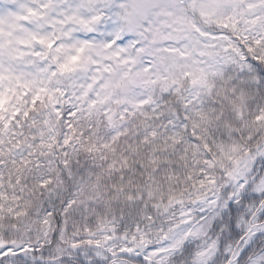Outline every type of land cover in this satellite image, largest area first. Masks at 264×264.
<instances>
[{
  "label": "snow or ice",
  "instance_id": "6c2138e0",
  "mask_svg": "<svg viewBox=\"0 0 264 264\" xmlns=\"http://www.w3.org/2000/svg\"><path fill=\"white\" fill-rule=\"evenodd\" d=\"M0 264H264V0H0Z\"/></svg>",
  "mask_w": 264,
  "mask_h": 264
}]
</instances>
